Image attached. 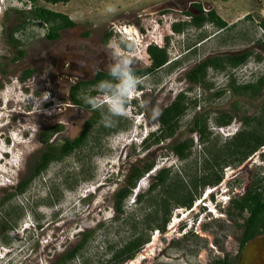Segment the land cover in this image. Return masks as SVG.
Masks as SVG:
<instances>
[{
	"label": "rangeland",
	"instance_id": "rangeland-1",
	"mask_svg": "<svg viewBox=\"0 0 264 264\" xmlns=\"http://www.w3.org/2000/svg\"><path fill=\"white\" fill-rule=\"evenodd\" d=\"M33 1L32 4L29 0H4L5 11L0 13V200L29 175V166L43 150L40 143L43 131L61 127L49 141L60 146L64 140L77 138L85 123L95 118L90 107L74 106L70 100L73 82L69 77L73 72L67 58L72 51L85 50L90 54L87 44L97 47L102 36L111 33L107 54L128 57L133 67L148 66L150 61L145 50L149 46L163 48L166 43L170 62L153 76L139 80L138 85L146 94L135 91L129 99L135 104L130 103L126 109L127 104L122 116L113 117L103 109L98 110L102 120L92 126L81 150L51 164L23 195L0 208V264H60L58 258L80 245L85 234L90 237L81 254L67 264H108L115 251L140 235L148 236V243L131 261L123 264H208L223 255L235 256L246 214L230 220L222 212L221 219H206L200 232L195 231L196 237L188 230L179 233L177 229L178 219L190 220L199 212V202L204 199L207 187L195 201L193 211L172 210L163 233L146 229L145 219L154 215V208L139 204L135 196L147 193L152 176L159 169L169 168L172 174H178L191 166L192 161H202L205 157L207 145H199L197 136L187 132L196 113L233 117L230 126L221 130L209 122L211 139H217L219 147L242 129L245 118L260 114L264 90L254 100L230 93L219 98L211 96L226 86L229 76L238 85L264 76V54L257 45L264 38L259 28L264 20V0H69L66 5L55 6L42 0ZM193 4H201L205 11L214 10L228 28L219 30L205 24L200 29L187 27L175 34L171 25L188 23L183 12L192 11ZM34 6L66 15L75 27L60 32L56 41L47 40L48 26L32 22L28 15ZM109 7L114 11L108 12ZM15 29H18L14 39L20 43L19 49L8 42L9 33ZM80 34L88 35L83 40V48L79 45ZM127 43L131 45L128 53L122 49ZM18 50L24 52L22 58L18 57ZM243 50H252L262 60L257 62L253 56L237 69L221 73L209 70L206 82L211 84V89L194 87L192 92H187L190 85L185 81V74L194 65L208 57ZM29 70L33 73L23 81L24 73ZM87 71L86 74L91 73V67ZM93 91L96 92L94 87L81 88L77 98L81 100V94ZM181 92L196 99L197 107L181 119L180 129L173 138L148 152L142 151L139 137L145 133L144 127L148 133L157 130L160 113ZM106 131L111 133L105 134ZM188 138L193 141L192 156L184 164L168 148ZM262 151L260 148L259 153L239 166L225 167L227 171L222 169L223 178L236 180L241 194L238 197L258 175L264 178V163L258 165ZM122 159L124 165L114 176ZM146 159L155 161L154 169L137 183L124 202L123 213L117 214L113 195L124 185L127 164ZM67 184L75 186L69 189ZM155 194L157 191L150 196ZM2 224L12 228L1 231ZM253 250L249 260L257 257L256 245Z\"/></svg>",
	"mask_w": 264,
	"mask_h": 264
},
{
	"label": "trees",
	"instance_id": "trees-1",
	"mask_svg": "<svg viewBox=\"0 0 264 264\" xmlns=\"http://www.w3.org/2000/svg\"><path fill=\"white\" fill-rule=\"evenodd\" d=\"M29 1L32 2V4L34 2L33 0ZM42 1L50 6L58 4L66 5L69 2V0ZM28 15L32 17V22L35 21L48 26L45 38L49 41H56L61 31L75 27V23L66 15L48 9L34 6L28 11ZM184 15L190 18L189 22L172 24L171 30L175 34L182 33L187 27L200 29L205 24L215 26L219 30L228 28V24L222 20L214 10L205 12L201 4H193L192 12H184ZM23 26L24 25L19 28L22 29ZM259 28L264 34V20L259 23ZM18 29L13 30L8 35V42L15 49H19L20 47V43L14 39V35ZM110 38L111 33H106L103 42L107 43ZM257 45L259 51L264 54V38L258 41ZM166 47L167 43L163 48L149 46L146 53L150 61V68L137 71V73H153L167 66L170 60ZM122 48L124 51L129 52L131 50V45L127 43L122 45ZM17 54L19 58L24 56V52L21 50H18ZM253 56L252 50H243L230 55H218L205 58L194 65L185 75V80L190 85L187 92L193 91L194 87L210 90L212 86L206 82L209 70L221 73L227 70L237 69L244 66ZM254 58L257 62L262 60L259 54L255 55ZM32 73V70L26 71L22 80H26ZM101 79L102 76L98 75L95 83ZM84 87H87V85L82 84L73 87L70 92V99L74 106L89 108L88 105L84 106L83 101L77 98L78 91ZM263 90L264 76H260L255 81L242 85L236 84L232 76H229L226 86L211 97L219 98L226 93H230L235 96H247L251 100H254L262 94ZM187 92L178 94L175 100L163 109L157 120V130L151 133L149 137L140 144V149L142 151L148 152L152 147H159V145H163L164 142L175 136L180 129L181 119L189 110L195 109L198 105L196 99L187 97ZM90 95L95 96L96 92L93 91ZM93 113L95 118L85 123L81 134L73 140H64L63 144L60 146L53 145L49 143V141L54 134L61 130V127L55 126L46 129L40 134V143L43 146V150L35 159L34 163L29 166V175L26 179L21 180L12 193L0 200V208L14 197L23 195L29 189L35 178L44 173L51 164L61 162L65 158L81 150L88 140L92 126L102 120V115L99 111H93ZM232 120L233 117L227 114H221L218 117H212L209 113L205 112L195 114L187 132L189 135L194 134L197 136L199 145H207V153L202 161H197V159L192 161L191 166H187V169L178 174H172L169 168L159 169L157 173L152 176V183L147 193L135 196L139 204H143L148 208H154V215L145 219L147 230L155 229V231L163 233L172 210L191 209L205 187L216 186L221 181L223 168L229 167L230 165H241L253 154L259 153L260 148H262L263 151L259 156L264 160V106L259 115L245 118L242 129H240L235 136L230 138L227 143L219 147L217 139H211L212 133L208 126L209 122L212 121L218 128H224L230 126ZM111 131H106L104 133L109 134ZM192 149L193 141L191 138L175 143L168 148L176 159L184 164L191 158ZM127 167L128 172L124 178V185L113 195V208L117 214L123 213L124 202L131 196L137 183L145 175L149 176V173L155 167V161H149L147 159L139 160L131 165L127 164ZM258 176L250 183L243 196L234 198L230 202V207L226 211L230 220L236 216L242 218L243 215L246 214V218L242 220L243 237L241 239L240 248L245 242L251 240L257 234V227L259 224L264 225V178H259ZM74 186L73 184L66 185L69 189ZM156 191L157 194H155V196H150L151 193ZM158 215L160 216L159 218ZM16 217H19V214ZM11 228L12 226L2 224L1 231H7ZM190 234L195 236L193 233ZM84 237L80 245L68 251L66 255L63 256L62 263L60 264H67L81 254L90 236L85 234ZM148 239V236L142 237L141 235L132 238V240L125 243L123 247L113 253L108 260V264H123L131 261L142 247L148 243Z\"/></svg>",
	"mask_w": 264,
	"mask_h": 264
},
{
	"label": "flooded vegetation",
	"instance_id": "flooded-vegetation-1",
	"mask_svg": "<svg viewBox=\"0 0 264 264\" xmlns=\"http://www.w3.org/2000/svg\"><path fill=\"white\" fill-rule=\"evenodd\" d=\"M185 12H187V11H185ZM183 14H184V12H183ZM63 31H66V30H63ZM80 37H81V39L79 41V45L83 48V44H82L83 40L87 39L88 35L80 34ZM104 37H105V35H103L102 38L99 40V42L97 43V47L96 46L93 47L90 44H87V46L90 47V48H88L90 51V54H87L85 52V50L82 51V50H76V49L74 51H72L71 54H69V57L67 58V60H68L69 64L72 66V72H73L70 74L69 81L73 82L74 79L78 80L75 83L73 82V85L70 87L69 97H70L71 89L77 85L86 84L87 86L93 87L96 84L95 80H96L98 75L102 76L101 80L109 79V77H108V65L111 62L113 55H115V56H118V55L113 54V53L107 54L106 47H108L109 41L107 43H104L103 42ZM145 54L147 55L146 50H145ZM62 63L63 62H61V64ZM89 67H91L92 72L89 74L84 73L83 72L84 70L86 72H88L87 70ZM132 67H133V65H132ZM149 68H150V63L148 66L143 67V68L133 67L134 73L137 76L138 80L149 78L158 72V71H156L153 73L150 72V73H141V74L137 73V71H142V70H146ZM83 79H85V80H83ZM136 89L140 90V92H142L141 95L144 96V94H146L144 92V88L141 85H137ZM149 93H150V91H149ZM175 98H174V100H175ZM241 126H243V123ZM239 131H240V129L238 131H236L235 133H233L234 136ZM227 170H228V168L224 169V171H227ZM235 183H236V180L234 178H228L227 177V179H225V178H223V175H222L221 181L216 186L207 187V189H205V192H207V193L204 194V198H206L207 200H205L204 202L208 201V199H214L215 196H217V198L220 201V207L222 206L224 208V211L226 212L228 210V208L230 207V202L234 198H237L238 195H241L238 193L239 188L235 185ZM246 189H245V191H246ZM245 191H244L243 195L245 194ZM242 237H243V235L241 234L239 245H238V252L236 253L235 256L223 255V256H220L219 258H215L213 261L209 262L208 264H264V225L259 224L257 227V234L251 240L245 242L243 244V246L240 248ZM254 245H256L257 249H258L257 257L255 256L249 260V258L246 257V252L249 248H251ZM76 246H78V245H76ZM76 246L74 248H76ZM67 252H65V254L63 256H65ZM63 256L58 258L61 263H62ZM0 259H2V257ZM248 260H249V262H248Z\"/></svg>",
	"mask_w": 264,
	"mask_h": 264
},
{
	"label": "clouds",
	"instance_id": "clouds-1",
	"mask_svg": "<svg viewBox=\"0 0 264 264\" xmlns=\"http://www.w3.org/2000/svg\"><path fill=\"white\" fill-rule=\"evenodd\" d=\"M107 11L113 12L114 9L109 7ZM108 77L109 79L100 80L93 86L94 90L98 94L97 96H92L90 94H81L79 98L83 101L84 104L88 105L94 111L103 109L111 116L119 117L124 114L126 105L128 104L126 109H129L130 103L134 102V101L133 102L129 101L133 93L135 91L140 92L139 90L136 89L139 80L134 73L132 67V60L128 57H120L113 55V58L108 65ZM138 127L140 128L142 127V125L138 124ZM228 127H224V128H228ZM144 130L145 133L143 134L141 133L139 137L140 144L146 138H148L151 133L154 132L153 131L148 133L145 127ZM233 136L234 134H232L230 138H232ZM134 139H135L134 141L137 142L136 138ZM131 142H133V140ZM262 162L264 163V160H262L258 165L262 166L263 165L261 164ZM122 165H124V159H122L121 164L117 166L116 169L117 171L113 172L114 176H117L119 174ZM215 197L216 199L215 198L208 199V201L206 202H204L205 200H207L206 198L201 200L199 202L200 210L193 219L186 220L185 217L178 219V222L176 224L178 225L180 224V226H178L177 228L179 230V233L182 232L187 233V230L190 231L189 233H193V234H195L196 233L195 231L198 230L199 233L200 232L199 229L201 225L205 226L206 219L209 221L218 220L219 218L221 219V217H223L222 212L225 211L223 207H220V201L219 200L216 201L218 199L217 196ZM85 199L86 197H82V200ZM183 210L185 212L187 211L191 212L193 211V208L188 210L187 209H183Z\"/></svg>",
	"mask_w": 264,
	"mask_h": 264
},
{
	"label": "built area",
	"instance_id": "built-area-1",
	"mask_svg": "<svg viewBox=\"0 0 264 264\" xmlns=\"http://www.w3.org/2000/svg\"><path fill=\"white\" fill-rule=\"evenodd\" d=\"M5 4H4V0H0V13H2V12H4V10H5ZM205 11V10H204ZM205 12H207V11H205ZM190 18H188V20H189ZM131 40V39H130ZM218 129H223V128H218ZM219 130V131H220ZM221 132V131H220Z\"/></svg>",
	"mask_w": 264,
	"mask_h": 264
},
{
	"label": "bare ground",
	"instance_id": "bare-ground-1",
	"mask_svg": "<svg viewBox=\"0 0 264 264\" xmlns=\"http://www.w3.org/2000/svg\"><path fill=\"white\" fill-rule=\"evenodd\" d=\"M253 248H254V246H252L251 248H249V249L247 250V252H246V257H247V258H249L250 253H252V254L254 253ZM247 258H246V259H247Z\"/></svg>",
	"mask_w": 264,
	"mask_h": 264
},
{
	"label": "water",
	"instance_id": "water-1",
	"mask_svg": "<svg viewBox=\"0 0 264 264\" xmlns=\"http://www.w3.org/2000/svg\"><path fill=\"white\" fill-rule=\"evenodd\" d=\"M185 11H187V12H190V13L192 12V11H191V10H189V9H186ZM83 72L85 73L86 71L84 70ZM81 80H82V79H81ZM83 80H85V79H83ZM88 80H89V79H88ZM77 81H78V80L74 79V81H73V82L75 83V82H77Z\"/></svg>",
	"mask_w": 264,
	"mask_h": 264
}]
</instances>
